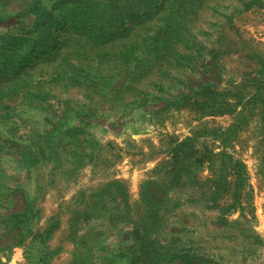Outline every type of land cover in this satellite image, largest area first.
Returning <instances> with one entry per match:
<instances>
[{"label": "rangeland", "instance_id": "1", "mask_svg": "<svg viewBox=\"0 0 264 264\" xmlns=\"http://www.w3.org/2000/svg\"><path fill=\"white\" fill-rule=\"evenodd\" d=\"M0 264H264V0H0Z\"/></svg>", "mask_w": 264, "mask_h": 264}]
</instances>
